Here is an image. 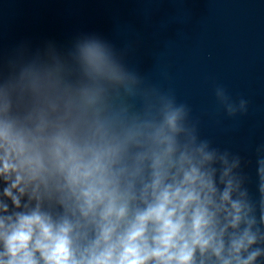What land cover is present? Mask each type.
I'll return each instance as SVG.
<instances>
[{"label": "clouds", "instance_id": "clouds-1", "mask_svg": "<svg viewBox=\"0 0 264 264\" xmlns=\"http://www.w3.org/2000/svg\"><path fill=\"white\" fill-rule=\"evenodd\" d=\"M79 56L89 76L132 92L135 77L100 43H85ZM100 100V89L84 88L55 119L39 109L24 121L0 102L3 195L17 208L25 195L37 202L0 218V264H196L197 252L199 264H254L262 250L249 249L264 237L252 231L250 206L232 198L237 185L223 158L218 189L215 154L186 126L185 106L158 95L143 118L126 109L102 116ZM54 196L57 218L40 206Z\"/></svg>", "mask_w": 264, "mask_h": 264}, {"label": "water", "instance_id": "water-1", "mask_svg": "<svg viewBox=\"0 0 264 264\" xmlns=\"http://www.w3.org/2000/svg\"><path fill=\"white\" fill-rule=\"evenodd\" d=\"M227 166L237 185L232 198L245 201L255 220L252 231L264 237V0H245L234 70ZM241 227H244L242 225ZM231 231V230H230ZM254 264H264V239ZM246 256L247 253H244Z\"/></svg>", "mask_w": 264, "mask_h": 264}]
</instances>
